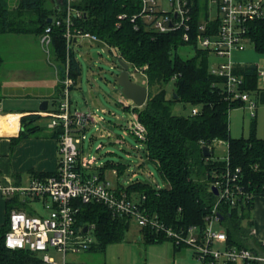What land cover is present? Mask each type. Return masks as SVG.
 <instances>
[{
  "label": "trees",
  "instance_id": "16d2710c",
  "mask_svg": "<svg viewBox=\"0 0 264 264\" xmlns=\"http://www.w3.org/2000/svg\"><path fill=\"white\" fill-rule=\"evenodd\" d=\"M47 1L19 0V14L15 17L7 0H0V40L10 34L41 37L46 28L52 27V53L61 80L65 77L66 42L63 28L51 25L49 19L61 16L59 10L66 6L67 0H49V7L46 6ZM74 7L82 12L80 18H74L77 27L109 47L117 48L122 61L144 69L147 77V102L145 106L135 108L147 129V135L145 140H137L142 143L147 159L155 165L166 187L135 180L128 186L120 185L117 190L126 192L146 213L157 216L167 227H203L206 216L217 202V195L212 188L214 175L225 170L226 161L215 154L212 158H205L202 148L209 146L214 149L222 144L227 147L230 166L241 169L240 177L246 189L255 197H264V139L257 137L255 126L247 138L231 136L230 112L243 103L225 99L222 81L210 74L212 55L209 51L197 48L194 40L191 44L185 43L182 30L161 34L150 29L142 20L132 22V17L140 11L136 0H79ZM22 13L30 14L33 19L25 24L34 25V29L24 26V20H20ZM120 15H125V18L119 19ZM195 23H199V20L196 19ZM252 29L255 49L264 53V21L257 22ZM184 45L194 49L192 58L183 59L179 55L178 50ZM3 63L0 54V98ZM235 70L245 79L244 89L257 95L264 104V88L259 87L257 66L237 65ZM81 71L80 62L73 52L70 57V76L75 84ZM171 81L175 83L176 91L174 97L169 99L164 85ZM61 88L59 84L60 93ZM177 101L190 105L192 110L197 109V114H173L171 104ZM42 118L41 114L22 117L20 138L41 131L43 127L37 122ZM62 133L63 130L57 127L52 136L60 141ZM78 166L85 174L81 157ZM110 170H117L118 175H121L126 165L107 161L98 173L105 178ZM254 208L255 198L248 201L241 198L235 207L225 202L219 205L218 212L229 244L250 246L249 229L254 224ZM10 212L7 223L0 226V264H41V257L37 253L27 249L6 248ZM76 218L81 228L94 225L95 242L88 251L101 253H106L109 245L122 242L132 224L129 217L116 216L99 202L80 203ZM140 237L147 244L168 241L162 233L150 228H141ZM174 249L180 251L184 248L174 246Z\"/></svg>",
  "mask_w": 264,
  "mask_h": 264
},
{
  "label": "built area",
  "instance_id": "2783aa9c",
  "mask_svg": "<svg viewBox=\"0 0 264 264\" xmlns=\"http://www.w3.org/2000/svg\"><path fill=\"white\" fill-rule=\"evenodd\" d=\"M79 0H67L60 17L52 18L51 25L63 28L67 58L65 77L61 83V101L58 111L45 114L51 118L48 127L63 130L59 147V167L55 174L47 177H35L27 186L4 188L5 195L18 194L23 203L29 200L43 202L47 216H32L25 211L14 209L9 214L10 230L5 236V246L10 250L26 249L41 257V264H67L68 253L88 251L95 242L94 225L81 228L77 225V214L81 204L99 202L105 204L116 216H127L141 228H150L162 233L174 246L192 250L199 264H264V236H259L256 228L249 229L251 237L249 247H239L228 243L227 233L222 227V217L218 212L222 202L235 207L241 198L256 200L257 197L246 189L241 180V169L230 166L229 156H225L226 167L214 175L212 188L218 190L217 202L212 212L206 216L203 227H167L157 216H152L140 204L128 197L126 192H119L112 183L99 173L84 174L78 166L82 152L78 148L89 123H96L92 113H82L73 109L71 89L74 80L70 76V57L75 53L74 46L79 38L96 39L82 28L76 26L74 18H80L82 12L74 7ZM140 11L132 17V22L142 20L149 28L158 33H170L182 30L183 41L191 44L194 40L197 48L209 51L225 62L210 64V74L222 81L226 100L248 105L253 117L257 102L253 94L244 89L245 79L236 73L232 61L235 49H244L245 42L255 47L252 26L264 21V0H136ZM217 13L214 15V13ZM125 18L120 15L119 19ZM198 19L199 23H195ZM52 27L46 28L40 37L44 51L52 53ZM100 41V40H99ZM104 43V42H103ZM105 47H109L104 43ZM119 66V51L111 48ZM129 65V64H128ZM133 67L135 72L144 69ZM131 76V75H130ZM257 77L264 81V70L257 67ZM131 109V108H130ZM129 130L139 140H145L147 129L140 121L137 112L131 109ZM1 112V109H0ZM197 109L192 110L196 115ZM43 115V113L41 114ZM222 145V144H220ZM217 147V146H216ZM82 166L90 168L82 158ZM264 198V197H263ZM145 199V197H143ZM86 229V231H85ZM255 239V240H254ZM55 249L64 255V262L58 263L46 252Z\"/></svg>",
  "mask_w": 264,
  "mask_h": 264
},
{
  "label": "rangeland",
  "instance_id": "374dc122",
  "mask_svg": "<svg viewBox=\"0 0 264 264\" xmlns=\"http://www.w3.org/2000/svg\"><path fill=\"white\" fill-rule=\"evenodd\" d=\"M7 2L9 8L15 12V17H18L19 0H7ZM46 6H51L49 0ZM22 14L20 20H24V26L34 29V25L25 24L33 19L29 16L30 14ZM216 14L215 12L214 15ZM244 47V49H235L232 52L233 63L242 66L255 65L264 70V53L257 51L250 42H245ZM74 50L82 71L77 79V84L71 89L72 107L82 113H92L97 119L96 123L88 124L84 133L85 139H82V133L77 135V138L81 139L78 148L82 152L83 160L89 163L93 174L98 173L99 168L107 161L125 164L126 170L119 177L115 175L116 173L114 175L110 173V179L113 182L124 186L139 180L158 187H166L155 165L147 159L142 143L129 130L131 109L138 107L122 94L118 85H115V77L120 74V70L110 48L97 46L90 38H79ZM0 52L4 58L2 74L11 70L26 75L29 70H34L35 77L33 79L20 77V80L16 79V81H29L33 84L30 85L33 90L52 92V88L56 86L55 68L57 63L53 55L49 56L44 51L40 37L32 34L5 35L0 43ZM94 53H98V58L93 57ZM178 53L183 59H190L195 55L194 49L189 45L181 46ZM210 62L213 65L225 62V59L211 56ZM130 75L137 84L147 85L144 74L135 72L133 67L130 68ZM1 80L9 81L2 75ZM259 87L264 88V81L261 79H259ZM164 89H166L167 97L172 99L176 91L175 83L171 81L165 84ZM59 93L57 89L54 90L53 95L55 96L49 100L51 109L55 106V97H60L61 101ZM259 107L256 121L257 136L264 135V104L260 102ZM244 109L243 106H239L231 110V131L238 134L245 132V136L249 137L254 122L249 111ZM171 112L178 116H188L192 113V108L188 104L177 101L171 104ZM50 122L51 118L43 119L42 124L48 123L49 125ZM214 154L217 158L225 159L227 149L224 145H219L215 147ZM256 202L259 208L257 210L260 211L253 213L254 224L252 227L256 228L261 236L264 234V200L258 198ZM34 206L41 214H47L42 203L37 202ZM222 225V223H217L216 227L221 229ZM140 229L141 227L132 222L126 238L122 242L109 245L106 253L93 250L76 254L68 253L66 263L182 264L181 261L186 260L193 264H199L193 257L192 250L188 248L175 251L170 241L159 244L145 243L140 237ZM46 253L54 257L58 263L65 260L64 255L55 249H50Z\"/></svg>",
  "mask_w": 264,
  "mask_h": 264
},
{
  "label": "crops",
  "instance_id": "0c3cea01",
  "mask_svg": "<svg viewBox=\"0 0 264 264\" xmlns=\"http://www.w3.org/2000/svg\"><path fill=\"white\" fill-rule=\"evenodd\" d=\"M235 65L237 66L238 64ZM33 72L35 71L29 70L28 73H26V75L23 74V76L18 71L9 70L7 73L2 74V76H4L5 79H9V81H2V96L0 98V226H3L7 223L8 212L14 209L25 211L32 216H46L47 214H41L34 206L35 203L40 201L29 200L27 203H23L18 194L8 196L4 194L3 189L8 187L19 188L27 186L35 177L43 178L55 174L59 167L60 141L52 136L53 130L48 127V123L45 125L42 124L43 119H50L49 117H46L45 114L58 111L60 106V97L54 98L55 106L52 109L50 108L49 101L50 98L55 96L53 95L54 90H58L59 84H61L59 69L56 64V86L52 88V92L50 93L44 92L42 90H33L32 86H30L33 84H31L29 81H16V79H19L20 77H28L33 79L35 77ZM145 79L147 81V77H145ZM146 87L148 88V84ZM253 97L257 102L255 117L251 115L248 105H241L243 108H245L244 110H247V112L249 111V115L253 119L254 123L251 126V130L253 126L256 128V121L260 109V101L258 96L253 94ZM45 101L48 102V108L46 111H41L40 106ZM42 113L43 118L37 122V125H41L43 129L29 137L20 138L22 130V117L28 114ZM230 132L231 136L234 138H240V136L244 138L248 137L245 136V132H242L241 134L234 133V131L232 132L231 122ZM257 137L264 139V135H258ZM226 155H228V150ZM89 167L90 168H86L84 166V171L86 174L93 173V169L91 166ZM110 173L113 175L116 173L115 175L119 177L120 175H118L117 170L108 171L106 178L112 183L114 188H120V183L113 182L112 179H110ZM258 198L264 200L263 197H257L256 199ZM40 203L43 204V202ZM257 209L259 208L255 200L254 212L257 211L258 213L260 211ZM261 236L263 237L264 234ZM181 263L193 264L191 261L187 262L186 260L181 261Z\"/></svg>",
  "mask_w": 264,
  "mask_h": 264
},
{
  "label": "water",
  "instance_id": "95a60500",
  "mask_svg": "<svg viewBox=\"0 0 264 264\" xmlns=\"http://www.w3.org/2000/svg\"><path fill=\"white\" fill-rule=\"evenodd\" d=\"M53 19H49V23H52ZM94 44L100 47H105L104 43L99 40H95ZM98 53H94L93 57L98 58ZM120 74L115 77V85L121 88L122 94L129 100L133 101L137 107L141 108L145 106L148 99V88L134 82L129 74V65L119 60ZM48 108V102L45 101L41 104L40 110L46 111ZM203 156L205 158H212L214 156V149L209 146L202 148ZM213 191L218 195V190L213 187ZM86 231V229H85ZM28 250V248H26Z\"/></svg>",
  "mask_w": 264,
  "mask_h": 264
}]
</instances>
